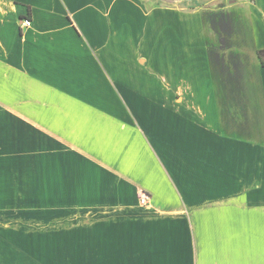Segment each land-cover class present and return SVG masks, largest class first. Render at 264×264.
<instances>
[{
    "label": "crops",
    "instance_id": "crops-1",
    "mask_svg": "<svg viewBox=\"0 0 264 264\" xmlns=\"http://www.w3.org/2000/svg\"><path fill=\"white\" fill-rule=\"evenodd\" d=\"M188 1L0 0V264H264V0Z\"/></svg>",
    "mask_w": 264,
    "mask_h": 264
},
{
    "label": "built area",
    "instance_id": "built-area-1",
    "mask_svg": "<svg viewBox=\"0 0 264 264\" xmlns=\"http://www.w3.org/2000/svg\"><path fill=\"white\" fill-rule=\"evenodd\" d=\"M24 26L28 27L31 26L32 21L29 18L24 19L23 21ZM141 203L143 205H148V195L145 193H142L140 196Z\"/></svg>",
    "mask_w": 264,
    "mask_h": 264
},
{
    "label": "rangeland",
    "instance_id": "rangeland-1",
    "mask_svg": "<svg viewBox=\"0 0 264 264\" xmlns=\"http://www.w3.org/2000/svg\"><path fill=\"white\" fill-rule=\"evenodd\" d=\"M151 1L157 2V0H151ZM200 2L201 0H192V1H188V3L184 2L182 7L183 9H192Z\"/></svg>",
    "mask_w": 264,
    "mask_h": 264
},
{
    "label": "trees",
    "instance_id": "trees-1",
    "mask_svg": "<svg viewBox=\"0 0 264 264\" xmlns=\"http://www.w3.org/2000/svg\"><path fill=\"white\" fill-rule=\"evenodd\" d=\"M259 56L261 58L262 64L264 65V50L259 51Z\"/></svg>",
    "mask_w": 264,
    "mask_h": 264
}]
</instances>
